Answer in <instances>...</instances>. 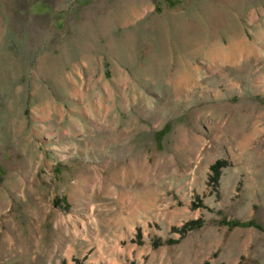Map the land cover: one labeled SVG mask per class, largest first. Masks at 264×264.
<instances>
[{"label":"rangeland","instance_id":"374dc122","mask_svg":"<svg viewBox=\"0 0 264 264\" xmlns=\"http://www.w3.org/2000/svg\"><path fill=\"white\" fill-rule=\"evenodd\" d=\"M0 264H264V0H0Z\"/></svg>","mask_w":264,"mask_h":264},{"label":"trees","instance_id":"16d2710c","mask_svg":"<svg viewBox=\"0 0 264 264\" xmlns=\"http://www.w3.org/2000/svg\"><path fill=\"white\" fill-rule=\"evenodd\" d=\"M225 165H227V161L226 160H217L213 165H211V171H212V176H211V180L214 183L218 182L220 173H221V168L224 167ZM189 224L186 223L182 229H187Z\"/></svg>","mask_w":264,"mask_h":264}]
</instances>
